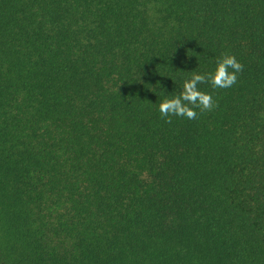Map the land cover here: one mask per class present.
<instances>
[{"label": "trees", "instance_id": "obj_1", "mask_svg": "<svg viewBox=\"0 0 264 264\" xmlns=\"http://www.w3.org/2000/svg\"><path fill=\"white\" fill-rule=\"evenodd\" d=\"M0 264H264V0H0Z\"/></svg>", "mask_w": 264, "mask_h": 264}, {"label": "clouds", "instance_id": "obj_2", "mask_svg": "<svg viewBox=\"0 0 264 264\" xmlns=\"http://www.w3.org/2000/svg\"><path fill=\"white\" fill-rule=\"evenodd\" d=\"M234 54L227 52L215 61V68L208 72H191L185 79L181 91L170 96H165L158 108L161 118L167 123L172 122V117H182L188 120H196L199 113H206L218 107L212 93L202 90L201 84H209L212 89H227L236 84L238 74L243 71ZM199 110V113L197 112Z\"/></svg>", "mask_w": 264, "mask_h": 264}]
</instances>
